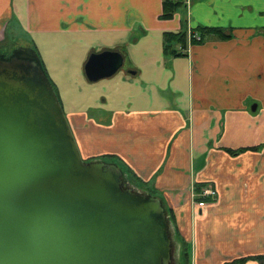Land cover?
I'll return each mask as SVG.
<instances>
[{"label":"crops","instance_id":"crops-1","mask_svg":"<svg viewBox=\"0 0 264 264\" xmlns=\"http://www.w3.org/2000/svg\"><path fill=\"white\" fill-rule=\"evenodd\" d=\"M162 14L163 0H0V56L3 46L39 51L83 158L111 156L153 186L189 264L264 255V0H192L189 12ZM185 27L232 38L165 56L163 35ZM108 50L123 68L90 82L89 57ZM197 184L218 197L195 199Z\"/></svg>","mask_w":264,"mask_h":264},{"label":"water","instance_id":"water-1","mask_svg":"<svg viewBox=\"0 0 264 264\" xmlns=\"http://www.w3.org/2000/svg\"><path fill=\"white\" fill-rule=\"evenodd\" d=\"M123 66L108 50L85 73ZM162 199L126 187L119 164L83 159L38 62L0 59V264H181Z\"/></svg>","mask_w":264,"mask_h":264},{"label":"trees","instance_id":"trees-1","mask_svg":"<svg viewBox=\"0 0 264 264\" xmlns=\"http://www.w3.org/2000/svg\"><path fill=\"white\" fill-rule=\"evenodd\" d=\"M183 8H186V0H163V14L161 15V19L170 20L174 17V15L176 13L179 12L180 9H183ZM188 29L189 28L185 27L179 33L168 32V33H165L163 35V49H164V55L165 56L170 57V58L187 57L189 46L190 45H192V46L198 45L199 43H201L203 41L204 37L209 36V35H215L220 40H228V39L232 38L231 34L227 35L224 30L219 29V28H200V27L199 28H193V30H191V35L189 34ZM195 34H199L202 37V40L197 41L194 38ZM25 48H26L25 50L13 52V53H10L9 55H4L2 53V55L0 56V59L10 60L13 57H19L21 59H27V60H32V61L38 62L43 67L45 72L47 73V75H48L49 79L51 80L52 85L55 88V91L57 92V95L61 101L58 89H57L56 85L54 84V82L52 81V79L50 78V76L47 72L46 66L43 62L42 56L39 53V51L36 48H32V47H25ZM61 103H62V101H61ZM261 147L262 146L253 147V148H240L237 150L226 149V152H228L230 155L235 157V156L240 155L241 153L248 152V151H256L257 152V151L261 150ZM104 158H106V160L109 161L110 163H115L112 160L111 156L104 157ZM92 160H94V158H89L86 161L89 162ZM121 168L123 169V172H124L125 186L126 187H132L135 190H137L138 192L147 194L148 196L160 197L157 190L153 186H151L150 184L142 183L140 179H138L133 173L129 172V170L127 168H125L124 166H121ZM202 187L203 186L201 184H197L195 191L197 193L200 192V189ZM201 201H208V200H201ZM162 202H163V206L165 208V212H166L168 221L173 226V229L175 231V235L178 238V231L176 228L175 214L173 213V211H171L168 208L164 199H162ZM180 243H182V245H181V251H182L181 260H183L182 262H184L185 264H189L190 259H191L190 249L188 248V246L186 244H184L182 242V240ZM249 261H256L259 264H264V255L236 259V260L229 262V263H226V264H246Z\"/></svg>","mask_w":264,"mask_h":264},{"label":"built area","instance_id":"built-area-1","mask_svg":"<svg viewBox=\"0 0 264 264\" xmlns=\"http://www.w3.org/2000/svg\"><path fill=\"white\" fill-rule=\"evenodd\" d=\"M191 3H192L191 0H186V9L188 12L190 11ZM188 28H189L188 32L191 35V30H193V28H191V27H188ZM194 38L197 41L202 40V37L199 34H195ZM191 46L192 45H190L189 48H191ZM195 190H196V187H195ZM193 196L195 197V199H199V201H201V200H209V201L212 200V201H214V199H216L218 197V192L214 186L207 184V185L203 186L200 189V192H198V193L196 191H194V189H193ZM192 264H194V262Z\"/></svg>","mask_w":264,"mask_h":264},{"label":"rangeland","instance_id":"rangeland-1","mask_svg":"<svg viewBox=\"0 0 264 264\" xmlns=\"http://www.w3.org/2000/svg\"><path fill=\"white\" fill-rule=\"evenodd\" d=\"M24 41H26L24 38H22ZM8 48L9 47H3L2 48V52H4V55H9L10 53H9V51L8 52H6L7 50H8ZM46 69H47V67H46ZM47 72H48V70H47ZM49 74V73H48ZM50 76V75H49ZM53 81V80H52ZM55 84V83H54ZM55 85H57L56 87H58L59 88V91H60V93H61V90H60V87H59V85L58 84H55ZM85 159V158H84ZM176 239V238H175ZM180 243H179V241L176 239L175 240V243H174V255L176 256V259L177 258H179L178 256H179V251H180ZM181 258V257H180ZM193 263V262H192Z\"/></svg>","mask_w":264,"mask_h":264},{"label":"flooded vegetation","instance_id":"flooded-vegetation-1","mask_svg":"<svg viewBox=\"0 0 264 264\" xmlns=\"http://www.w3.org/2000/svg\"><path fill=\"white\" fill-rule=\"evenodd\" d=\"M26 48L25 47H23V46H17L16 48H14L13 49V51L11 52V53H13V52H17V51H20V50H25ZM26 57V56H25ZM84 159V158H83ZM94 159H96V160H98V161H104V162H106V163H110L109 161H107L106 160V158H99V159H97V158H94ZM105 159V160H104ZM92 161H95V160H92ZM112 164V163H111ZM182 261V260H181Z\"/></svg>","mask_w":264,"mask_h":264}]
</instances>
